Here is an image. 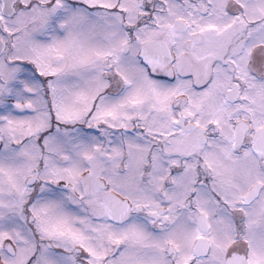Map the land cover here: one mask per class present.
Listing matches in <instances>:
<instances>
[{"label":"snow or ice","instance_id":"obj_1","mask_svg":"<svg viewBox=\"0 0 264 264\" xmlns=\"http://www.w3.org/2000/svg\"><path fill=\"white\" fill-rule=\"evenodd\" d=\"M0 264H264V0H0Z\"/></svg>","mask_w":264,"mask_h":264}]
</instances>
